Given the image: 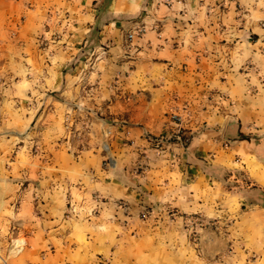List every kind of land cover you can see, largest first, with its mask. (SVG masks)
<instances>
[{"label": "crops", "instance_id": "obj_1", "mask_svg": "<svg viewBox=\"0 0 264 264\" xmlns=\"http://www.w3.org/2000/svg\"><path fill=\"white\" fill-rule=\"evenodd\" d=\"M263 200L264 0H0V264L111 253L119 202L264 232Z\"/></svg>", "mask_w": 264, "mask_h": 264}, {"label": "rangeland", "instance_id": "obj_2", "mask_svg": "<svg viewBox=\"0 0 264 264\" xmlns=\"http://www.w3.org/2000/svg\"><path fill=\"white\" fill-rule=\"evenodd\" d=\"M31 148L36 153L37 143ZM245 203L240 214L250 209ZM130 213L127 223L132 230L111 253L90 259L73 257L59 264H264V232L238 214L226 218L190 215L174 222L178 215L174 209L148 205L138 212L135 223ZM154 215L164 223L154 222ZM26 246L24 237L11 240L4 247L10 250L9 261L26 264L22 261Z\"/></svg>", "mask_w": 264, "mask_h": 264}, {"label": "built area", "instance_id": "obj_3", "mask_svg": "<svg viewBox=\"0 0 264 264\" xmlns=\"http://www.w3.org/2000/svg\"><path fill=\"white\" fill-rule=\"evenodd\" d=\"M163 3H165L166 5H169L171 3V0H161ZM146 31V24H140L138 27H136L134 30L129 31L126 33V40L128 42L133 41L136 37H140L142 36V34ZM173 120L180 122L181 121V116L178 114H173L172 115ZM65 128L66 130L70 133V135H81L82 132L85 131L84 127H77V119L74 117H69L67 116L65 119ZM171 138V137H169ZM172 138H174L172 136ZM175 139L177 141H179L183 146H188V144L190 143V135L188 133H186V131H184V129H182L181 127H178V130L175 134ZM105 148H108V144L105 143L104 144ZM125 211L128 215H130V211H129V206L127 203L124 202H119L118 203ZM171 214H173V211H170Z\"/></svg>", "mask_w": 264, "mask_h": 264}, {"label": "trees", "instance_id": "obj_4", "mask_svg": "<svg viewBox=\"0 0 264 264\" xmlns=\"http://www.w3.org/2000/svg\"><path fill=\"white\" fill-rule=\"evenodd\" d=\"M263 206H264V200L262 202H260Z\"/></svg>", "mask_w": 264, "mask_h": 264}]
</instances>
